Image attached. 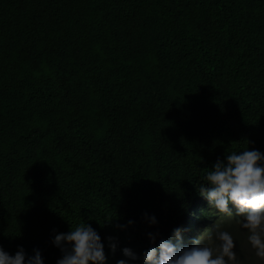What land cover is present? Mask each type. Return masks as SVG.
<instances>
[{"label": "trees", "instance_id": "trees-1", "mask_svg": "<svg viewBox=\"0 0 264 264\" xmlns=\"http://www.w3.org/2000/svg\"><path fill=\"white\" fill-rule=\"evenodd\" d=\"M243 148L264 153V0H0L9 255L39 250L45 264L54 235L81 221L167 216ZM234 219L205 229L258 264Z\"/></svg>", "mask_w": 264, "mask_h": 264}, {"label": "clouds", "instance_id": "clouds-1", "mask_svg": "<svg viewBox=\"0 0 264 264\" xmlns=\"http://www.w3.org/2000/svg\"><path fill=\"white\" fill-rule=\"evenodd\" d=\"M205 170L167 216L155 207L137 224L81 221L55 234L51 245L57 252L45 264H244L233 250L232 233L215 224L205 229L215 217L234 219V211L252 254L264 264V153L233 150ZM0 264H43V258L39 250L29 254L19 247L9 255L0 247Z\"/></svg>", "mask_w": 264, "mask_h": 264}]
</instances>
